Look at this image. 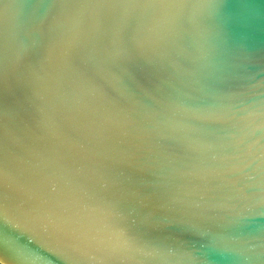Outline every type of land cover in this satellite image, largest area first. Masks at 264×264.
Masks as SVG:
<instances>
[{"label":"water","instance_id":"obj_1","mask_svg":"<svg viewBox=\"0 0 264 264\" xmlns=\"http://www.w3.org/2000/svg\"><path fill=\"white\" fill-rule=\"evenodd\" d=\"M2 264H264V0H0Z\"/></svg>","mask_w":264,"mask_h":264},{"label":"snow or ice","instance_id":"obj_2","mask_svg":"<svg viewBox=\"0 0 264 264\" xmlns=\"http://www.w3.org/2000/svg\"><path fill=\"white\" fill-rule=\"evenodd\" d=\"M0 264H2V262H0Z\"/></svg>","mask_w":264,"mask_h":264}]
</instances>
